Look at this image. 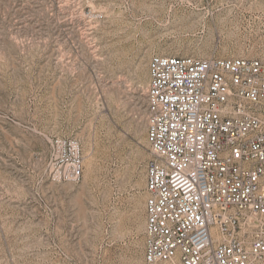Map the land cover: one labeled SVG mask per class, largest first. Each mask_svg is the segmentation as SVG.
Here are the masks:
<instances>
[{
    "label": "rangeland",
    "instance_id": "rangeland-1",
    "mask_svg": "<svg viewBox=\"0 0 264 264\" xmlns=\"http://www.w3.org/2000/svg\"><path fill=\"white\" fill-rule=\"evenodd\" d=\"M154 56L264 59V0H0V264H145Z\"/></svg>",
    "mask_w": 264,
    "mask_h": 264
},
{
    "label": "built area",
    "instance_id": "built-area-1",
    "mask_svg": "<svg viewBox=\"0 0 264 264\" xmlns=\"http://www.w3.org/2000/svg\"><path fill=\"white\" fill-rule=\"evenodd\" d=\"M145 264H264V59L154 56ZM53 178L78 183L80 146Z\"/></svg>",
    "mask_w": 264,
    "mask_h": 264
},
{
    "label": "bare ground",
    "instance_id": "bare-ground-1",
    "mask_svg": "<svg viewBox=\"0 0 264 264\" xmlns=\"http://www.w3.org/2000/svg\"><path fill=\"white\" fill-rule=\"evenodd\" d=\"M147 129H148V126H147ZM147 142H148V140H147Z\"/></svg>",
    "mask_w": 264,
    "mask_h": 264
}]
</instances>
